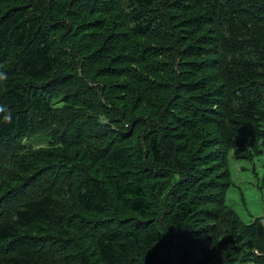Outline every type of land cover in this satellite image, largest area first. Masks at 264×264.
<instances>
[{"label": "trees", "instance_id": "trees-1", "mask_svg": "<svg viewBox=\"0 0 264 264\" xmlns=\"http://www.w3.org/2000/svg\"><path fill=\"white\" fill-rule=\"evenodd\" d=\"M90 74L103 83L88 85ZM134 99L154 118L193 116L179 128L189 133L199 119L214 124L219 106L231 114L223 121L231 147L264 143V0H0V264H168L149 248L164 245L153 223L133 231L112 216L114 204L143 217L148 211L141 174L122 171L142 157L138 149L129 155L130 143L120 138L123 118L105 125L118 137L107 140L79 182L75 163L89 161L81 143L66 157L31 145L48 142L30 136L36 117L43 125L65 121L62 134H72L87 122L85 111L120 100L124 117ZM55 102L70 109L59 115ZM164 129L150 135V154L163 168L187 170L175 135ZM186 142L190 156L195 144ZM188 178L178 180V201L191 189ZM194 210L180 204L169 221L180 224ZM82 214L101 218L87 222ZM246 228L264 245V216ZM132 249L139 260L130 258Z\"/></svg>", "mask_w": 264, "mask_h": 264}, {"label": "rangeland", "instance_id": "rangeland-1", "mask_svg": "<svg viewBox=\"0 0 264 264\" xmlns=\"http://www.w3.org/2000/svg\"><path fill=\"white\" fill-rule=\"evenodd\" d=\"M63 18L66 21L68 19L65 15ZM253 31L256 32L254 29ZM61 42L66 44L65 39ZM79 44L84 47L81 41ZM74 63L76 64V62ZM80 69H77L76 73L83 75ZM87 79L90 86L93 85L91 83L93 80L100 84L104 80L93 74H90ZM112 82L114 79L110 78V83ZM95 90L98 93V90ZM66 103L72 104L74 101L70 99ZM102 103L106 107L102 105L103 110L100 112L85 111L87 122L84 119L79 121L72 127V134L70 132L66 135L62 134L66 130L64 129L65 121H54L43 125L36 117L31 124L36 128V132L30 136H39L40 134L42 137H48V142L43 139V141H32L31 145L39 146L38 148L43 147L40 149L43 151L57 150V154L66 157L67 152L74 151L77 144L81 143L89 161L79 159L75 163V166L81 171L79 182L88 175L85 171L86 167L100 161L102 157L100 151L105 150L107 140L112 137V133L107 131L105 125L123 118L118 124L122 125L123 123L120 138L130 143L127 149L129 155L135 154L138 149L142 157L135 159L122 171L124 174L127 172L141 174L148 211L143 217L114 204L112 205V216L117 224L120 226L129 224L133 231H138L145 227L146 223H153L164 239V245L160 251L155 249L154 244L149 248L158 252L162 260L168 264H264V260L261 258L264 257V245L246 228L253 218L264 216V147L257 152V148L264 146L262 140L256 145L249 146L247 143L231 147L233 144L228 138L231 137L232 131L223 122L226 116L230 117L231 114L219 106L213 108L216 114L210 115L214 124H209V121H207L208 124H205V120L199 119V127L193 126L189 133L188 131L183 132L182 126L194 121L193 116L184 119L179 117L178 123H175L174 119L166 120L167 118L163 116L154 118L155 112L143 114L141 108L136 109L134 99L131 112L120 117L125 114L122 113L123 103L120 100H107ZM56 105L59 108L57 112L59 115L68 111L69 107L67 108L64 103L58 102ZM203 108L206 109L207 106L205 105ZM203 113L206 112L203 111ZM203 113L199 112L198 114L201 116ZM61 118L63 117L61 116ZM83 123H86L87 127L84 128ZM180 126L181 129H179ZM162 127H166L164 129L165 136L175 135V138H172L175 139L173 140L175 145H178L175 151L178 150L179 157L185 158L182 159V165L187 170L163 168L150 154L148 150L149 137L152 134L159 136ZM75 129L78 130V137L74 133ZM194 132L199 135V139L192 137ZM103 133H105L106 139L99 141V136ZM114 137L118 136L112 138ZM220 138L224 139V142ZM187 140H192L195 144L190 156L187 153L189 151ZM213 141H216L218 146L211 148L210 145ZM68 148L70 149L68 150ZM181 150H184L185 154ZM70 159L72 158L70 157ZM64 162H69V160H64ZM107 170L111 174L116 173L111 167H108ZM213 170L216 172H213L215 175L211 176L209 171ZM37 171L28 172L31 175ZM119 172L121 171L119 170ZM184 176L190 177L187 179L186 186L191 189L186 190L187 197L178 201L182 192L180 187H183L179 186L178 180ZM214 184H216L215 187H221L219 192L212 189ZM215 196L217 199H214ZM180 204L194 206L195 210L180 224H171L169 218L179 211ZM83 215L82 217L87 222L101 218L97 214L91 215L90 219ZM138 247H144V245L140 244ZM131 253L132 260H139V252H136V249H132Z\"/></svg>", "mask_w": 264, "mask_h": 264}]
</instances>
